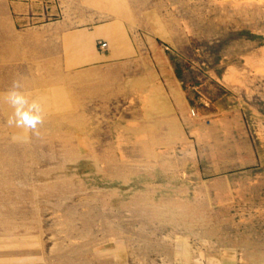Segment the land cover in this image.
Segmentation results:
<instances>
[{"label": "rangeland", "instance_id": "1", "mask_svg": "<svg viewBox=\"0 0 264 264\" xmlns=\"http://www.w3.org/2000/svg\"><path fill=\"white\" fill-rule=\"evenodd\" d=\"M0 264H264V0H0Z\"/></svg>", "mask_w": 264, "mask_h": 264}, {"label": "clouds", "instance_id": "2", "mask_svg": "<svg viewBox=\"0 0 264 264\" xmlns=\"http://www.w3.org/2000/svg\"><path fill=\"white\" fill-rule=\"evenodd\" d=\"M24 78L16 76L12 79L4 99L11 108V113L7 119V125L12 128L23 130L26 140L27 133L38 136L39 129L44 124L45 110L39 99L31 98L24 91ZM13 141L20 139L18 136L12 137Z\"/></svg>", "mask_w": 264, "mask_h": 264}, {"label": "built area", "instance_id": "3", "mask_svg": "<svg viewBox=\"0 0 264 264\" xmlns=\"http://www.w3.org/2000/svg\"><path fill=\"white\" fill-rule=\"evenodd\" d=\"M104 46H106V43H101L100 47H104Z\"/></svg>", "mask_w": 264, "mask_h": 264}, {"label": "crops", "instance_id": "4", "mask_svg": "<svg viewBox=\"0 0 264 264\" xmlns=\"http://www.w3.org/2000/svg\"><path fill=\"white\" fill-rule=\"evenodd\" d=\"M26 4L28 5V4H29V1H28V2H26Z\"/></svg>", "mask_w": 264, "mask_h": 264}, {"label": "bare ground", "instance_id": "5", "mask_svg": "<svg viewBox=\"0 0 264 264\" xmlns=\"http://www.w3.org/2000/svg\"><path fill=\"white\" fill-rule=\"evenodd\" d=\"M88 38V37H87Z\"/></svg>", "mask_w": 264, "mask_h": 264}]
</instances>
